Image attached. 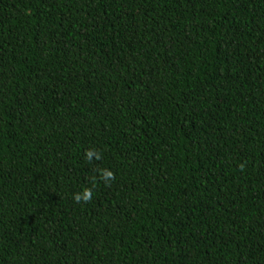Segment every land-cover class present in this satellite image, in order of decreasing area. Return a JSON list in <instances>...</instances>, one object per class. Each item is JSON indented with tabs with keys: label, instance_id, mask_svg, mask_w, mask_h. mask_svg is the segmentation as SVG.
I'll return each mask as SVG.
<instances>
[{
	"label": "trees",
	"instance_id": "16d2710c",
	"mask_svg": "<svg viewBox=\"0 0 264 264\" xmlns=\"http://www.w3.org/2000/svg\"><path fill=\"white\" fill-rule=\"evenodd\" d=\"M0 264H264V0H0Z\"/></svg>",
	"mask_w": 264,
	"mask_h": 264
},
{
	"label": "clouds",
	"instance_id": "9594fccd",
	"mask_svg": "<svg viewBox=\"0 0 264 264\" xmlns=\"http://www.w3.org/2000/svg\"><path fill=\"white\" fill-rule=\"evenodd\" d=\"M86 160L89 162L93 161L95 158L96 161L102 160V154L99 153L96 149H90L85 154ZM99 173V180L102 181L105 186H111V183L116 179L115 173L107 168L97 169ZM96 177H93V185L95 186ZM93 197V189L85 187L82 192H77L74 194L73 199L76 203L91 202Z\"/></svg>",
	"mask_w": 264,
	"mask_h": 264
}]
</instances>
